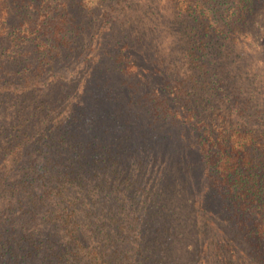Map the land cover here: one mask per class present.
<instances>
[{"label": "trees", "instance_id": "16d2710c", "mask_svg": "<svg viewBox=\"0 0 264 264\" xmlns=\"http://www.w3.org/2000/svg\"><path fill=\"white\" fill-rule=\"evenodd\" d=\"M99 2L105 20L122 14L118 62L135 65L121 52L128 33L179 69L182 127L161 135L169 152L143 148L145 160L137 141L119 135L104 144L98 128L89 140V128L56 139L35 131L33 118L51 116L31 91L53 71V56L45 40L35 65L26 50L38 28L21 14L37 0H0V176L16 165L23 171L33 150L20 184L35 205L49 206L41 212L17 200L0 209V264H264V0ZM31 108L38 114L26 115ZM184 145L208 163L204 192L181 163Z\"/></svg>", "mask_w": 264, "mask_h": 264}, {"label": "rangeland", "instance_id": "374dc122", "mask_svg": "<svg viewBox=\"0 0 264 264\" xmlns=\"http://www.w3.org/2000/svg\"><path fill=\"white\" fill-rule=\"evenodd\" d=\"M8 11L9 18L17 21L19 11L14 6ZM21 16L31 17L38 28V39L26 44L32 63L35 65L43 52L39 41L44 40L49 42L48 49L54 61L53 71L43 74L31 91L35 99H41L48 106L51 116L47 123L42 122L45 111L39 113L40 118H33L35 131H50L49 137L54 135L56 139L64 135L67 128L82 134L89 128L85 133L89 140L92 129L98 128V132L107 134L104 144L119 135L137 141V146L142 147L140 157L143 160L149 158L143 148L150 144L169 152V140H163L161 135L179 131L185 98L180 85L182 76L177 73L179 69L170 64L168 53L162 50L153 53L146 42H136L135 36L126 33L121 43L127 41L128 45L121 52L126 53V63L135 65L126 68L118 62L120 31L115 19L122 18V14L105 20L99 0H37L35 5L23 9ZM124 16L129 17L126 12ZM60 36L65 37V42L59 39ZM35 43H38L37 47ZM25 114L33 116L38 111L31 108ZM66 122L73 125L66 127ZM183 133L186 142L195 143L193 129L190 132L185 128ZM154 134H157L156 139L150 140ZM35 138H39L38 134ZM185 150L191 152L188 159L184 156ZM32 152L30 150L20 164L23 171L16 165L7 172V178V174L0 176V209L17 200H24L26 207L41 212L49 209L47 205H35L26 198L29 189L20 184L25 179L24 172H31L29 159ZM180 153L183 155L181 163L190 164L195 177L198 175V191L204 192L203 187L210 184L212 174L201 150L195 145H184ZM10 189H14V194ZM40 191L34 189V195H39Z\"/></svg>", "mask_w": 264, "mask_h": 264}]
</instances>
